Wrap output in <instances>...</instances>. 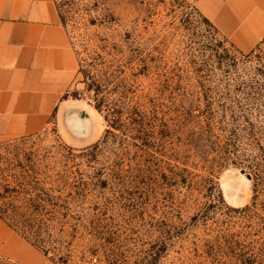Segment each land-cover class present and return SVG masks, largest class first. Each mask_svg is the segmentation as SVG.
<instances>
[{
  "label": "rangeland",
  "instance_id": "rangeland-1",
  "mask_svg": "<svg viewBox=\"0 0 264 264\" xmlns=\"http://www.w3.org/2000/svg\"><path fill=\"white\" fill-rule=\"evenodd\" d=\"M56 3L77 78L44 131L0 144L44 160L64 188L58 210L81 218L59 233L64 253L264 264V40L240 53L186 0ZM88 6L106 21L87 32ZM72 113L90 115L89 133Z\"/></svg>",
  "mask_w": 264,
  "mask_h": 264
},
{
  "label": "crops",
  "instance_id": "crops-1",
  "mask_svg": "<svg viewBox=\"0 0 264 264\" xmlns=\"http://www.w3.org/2000/svg\"><path fill=\"white\" fill-rule=\"evenodd\" d=\"M243 52L264 40V0H186ZM79 62L56 0H0V141L44 131ZM0 264H54L0 218Z\"/></svg>",
  "mask_w": 264,
  "mask_h": 264
},
{
  "label": "trees",
  "instance_id": "trees-1",
  "mask_svg": "<svg viewBox=\"0 0 264 264\" xmlns=\"http://www.w3.org/2000/svg\"><path fill=\"white\" fill-rule=\"evenodd\" d=\"M85 10L90 16L87 21V32L91 26L106 21V17L100 18L96 8L89 9L88 6ZM86 35L88 37L89 33ZM240 53L243 52L240 51ZM253 53L254 51H251L248 56ZM83 72L85 80H87L88 74ZM8 144H0V218L42 250L54 263L73 264V253L65 254L63 251L64 244L67 245V248L73 246L72 238L70 241H63L59 238V233L68 228L70 219L78 221L81 218L71 215L68 210H58V208H65L63 205L66 201L59 204L65 190L53 182L54 175L51 173V167L46 164L43 166L42 161L44 160L41 161L31 152L19 153L8 149ZM56 176L63 177L59 172ZM99 235L109 245L112 239L106 233ZM98 246L100 247V245ZM98 250L92 255L103 253V248ZM122 250L120 245L111 248L108 256L104 257L105 263L140 264L136 259L131 261L128 251ZM164 251H167V248L158 249L156 256L160 257ZM81 258L84 257L81 256L79 259ZM82 260L86 261V259Z\"/></svg>",
  "mask_w": 264,
  "mask_h": 264
},
{
  "label": "water",
  "instance_id": "water-1",
  "mask_svg": "<svg viewBox=\"0 0 264 264\" xmlns=\"http://www.w3.org/2000/svg\"><path fill=\"white\" fill-rule=\"evenodd\" d=\"M67 121L73 132H76L79 135H85L91 131L92 119L88 113H83L80 116L78 113H72L69 117H67ZM242 173L248 179H251V174H249L246 170L243 169Z\"/></svg>",
  "mask_w": 264,
  "mask_h": 264
}]
</instances>
